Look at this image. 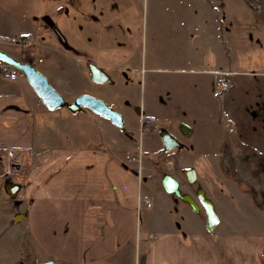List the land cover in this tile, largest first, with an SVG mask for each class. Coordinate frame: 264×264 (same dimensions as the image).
I'll return each instance as SVG.
<instances>
[{"label": "crops", "instance_id": "0c3cea01", "mask_svg": "<svg viewBox=\"0 0 264 264\" xmlns=\"http://www.w3.org/2000/svg\"><path fill=\"white\" fill-rule=\"evenodd\" d=\"M171 2L154 3L151 8L153 21L156 9L162 11V18H156V22L164 26L159 28L152 24L150 50L148 52L145 46V64L139 69L143 92L150 96L148 105L161 108L166 118L170 116L172 103L164 97L162 102L156 101L154 92L165 86L162 73L176 71L181 75H175L173 84L190 87L191 118H177V128L183 136L194 133L195 128L191 125L199 113L207 120L214 121L217 113L225 118L227 132L221 130L222 135L219 139L217 135L215 144L198 154L204 155L209 149L220 152L228 138L232 147L263 158L264 66H260L264 63V10L257 19L250 16L246 2ZM247 13L251 18L246 17ZM44 26L48 25L45 23ZM48 29L52 30L49 26ZM21 34L27 33L17 35ZM32 39V46L23 47V55H10L31 63L40 50L36 39ZM55 44L50 41L47 46L58 49ZM124 57L128 58V55ZM1 65L2 62L0 69ZM3 72V76L0 75V177L16 175L14 180L5 178L20 184L16 196L19 203L14 204L27 200L26 208L11 212L13 217L17 212L24 213L19 221L26 220L24 236L31 234L25 246L29 254L27 264L45 260L54 264H264L263 219L253 232L228 230L226 226L208 232L203 218L195 228H190L183 221L176 224L170 213L161 211L149 219L151 222L141 223V211L146 205L140 197L143 188L137 167L128 170L108 157L104 140L90 127L85 133L87 142L80 145L75 142L74 148L44 147L39 141L42 137L37 138V121L46 120L44 110L47 107L26 79L21 78V73L11 79L6 71ZM220 72H227L226 76ZM86 74L89 76L88 69ZM220 77H225L229 86L218 110L211 97L208 99V94L201 101L197 91L204 85L217 95ZM156 84L159 86L154 87ZM149 85L156 89L151 90ZM60 90L68 97L74 96L68 87H60ZM183 106L181 103L178 108L182 110ZM138 109L139 114H144L142 107ZM82 111L85 121L99 124V129L101 125L109 127L103 120L106 118L100 116L103 119L97 120L95 116L99 115L87 108ZM71 114L78 116L77 112ZM150 116L156 117L155 113ZM61 128L64 132L71 131L64 138L73 139V129ZM91 134H95L97 142H91ZM55 136L51 135L50 139L54 140ZM14 164L19 167L14 168ZM189 166L195 169L197 178L193 162L183 168ZM146 169L156 179L155 171L159 168ZM159 182L157 192L164 197L163 194L168 192L161 180ZM173 195L164 204L170 209L177 204V197ZM251 203L255 204L256 211H264V194L256 191ZM152 206L151 202L146 207ZM153 221L157 222L155 226L151 225ZM8 230H0L2 240L11 236L12 230ZM3 251L0 264H10L8 259L13 254H9L7 246Z\"/></svg>", "mask_w": 264, "mask_h": 264}, {"label": "rangeland", "instance_id": "374dc122", "mask_svg": "<svg viewBox=\"0 0 264 264\" xmlns=\"http://www.w3.org/2000/svg\"><path fill=\"white\" fill-rule=\"evenodd\" d=\"M169 1L178 0H0V49L20 57L25 48L10 42V38L17 37L20 33L30 34L40 47L35 57L31 59V64L45 75L51 86L65 100L71 101L80 94H89L104 100L121 115L123 130L111 124L109 120L95 116L97 120L106 121L109 126L104 128L100 124L99 129V124L85 121L82 110L77 112L78 116L75 117L66 107L54 110L44 108L47 117L44 121H37V138L42 137L39 141L46 148L62 146L74 148L75 142L79 145L87 142L85 133L88 127L97 131L104 140L108 157L128 170L132 169V166L137 167L140 185L143 188L140 197L142 200L147 197L153 203L151 208L143 205L141 223L149 221L153 215L157 216L158 211L170 213L176 224H181L183 221L190 228H195L199 221L202 222L204 208L201 204L199 212L194 211L188 203L178 197L177 204L171 209L164 205L172 194L165 193L163 197L157 192V187L162 173L169 172L178 179L182 191L194 195V189L198 185L203 187L206 196L213 201L219 216L215 229L221 230L226 226L225 229L228 230L253 232L258 222L264 220V211H256V202L251 203L256 191L264 194V157H254L241 148L232 147L231 143H228V138L224 140L225 145L220 152L209 149L203 153L204 155H199L200 151L203 152V149L215 144L217 135L218 139L222 135L221 130L227 132L225 118H221L217 113L214 121L207 120L204 114L196 112L199 114L194 115L196 121L191 125L195 128L194 133L188 137L183 136L178 131L177 118L180 116L191 118L189 114L191 100L188 95L190 87L173 84L175 75H181L176 71L162 73L161 77L165 76L163 77L165 86L160 91L154 92L156 101L162 102L164 97L166 101L172 103V109L168 112L169 117L164 116L161 108L149 106L150 96L147 92H143L139 69L141 64H145L143 61L145 46L149 52L152 24L159 28L164 26L156 22V18L159 20L163 16L160 9H156V18L153 21L152 4L161 5ZM223 1L234 4L247 3V0ZM45 14L53 19L68 44L79 50L78 53L62 48L53 30L44 26ZM250 16L247 13L246 17L251 18ZM254 38L258 39V37ZM50 41L56 43L58 49L48 47ZM124 55H128V58ZM87 59L103 68L110 75L112 82H93L86 74ZM146 65L148 67L149 64ZM263 66L264 63L260 67ZM3 73L0 69L1 76ZM21 78H24L23 75ZM64 86L72 89L74 96L64 95L60 90V87ZM158 86L156 84L154 87ZM154 87L149 85L151 90L156 89ZM217 87L218 94L213 95V89L207 90L203 85V88L197 91V96L204 101L208 94V99L211 97L219 110L227 89H222L220 83ZM181 103L184 104L182 110L178 108ZM141 107L145 116L154 113L156 115L157 122L154 123L152 131L139 130L137 109ZM60 113L62 116H59ZM63 126L73 129V139L64 138V135L70 134L71 131L64 132L61 128ZM161 127L168 128L184 144V147L170 151L175 157L170 152L160 153L162 142L158 130ZM44 134L46 136L43 137ZM53 134H56L54 140L50 139ZM91 135V142H97L94 140L95 134ZM67 142L70 143L67 145ZM191 162L196 168L197 178L188 183L182 168ZM151 167L159 168L155 171L156 179L151 171L146 169ZM6 177L16 179V175H5ZM5 178L0 177V230L11 229L12 232L11 236L3 240L2 234L0 235V254H5L3 250L7 246L10 250L9 254H13L8 259L10 264H27L29 254L25 246L31 234L27 233L24 236L26 220L13 223L11 213L16 208L20 210L26 208L27 200L15 205L4 190ZM156 223L153 221L151 225L155 226ZM3 226L6 228H1ZM2 245L6 246L2 247Z\"/></svg>", "mask_w": 264, "mask_h": 264}, {"label": "water", "instance_id": "95a60500", "mask_svg": "<svg viewBox=\"0 0 264 264\" xmlns=\"http://www.w3.org/2000/svg\"><path fill=\"white\" fill-rule=\"evenodd\" d=\"M43 20L56 34L61 45L65 49L71 50L72 46L68 44L65 36L57 27L53 19L49 15H45L43 16ZM0 60L2 62L15 66L20 70L21 74L29 83L33 91L48 109L54 110L57 108L66 107L70 112L75 113L87 108L93 113L108 119L119 129H124L123 119L121 115L111 106H109L104 100L89 94H80L74 97L72 101H67L53 86H51L45 75H43L39 70H37L30 62H23L11 56L9 53L2 49H0ZM86 66L88 69L89 78L93 82H112L110 75L93 61L87 59ZM137 113L139 114V109H137ZM158 133L162 142V148L160 153L169 152L174 148L183 147V143L179 141V139L167 129L160 128L158 130ZM13 167L18 168L19 165L14 164ZM182 172L188 183L195 181L196 173L193 167H185L183 168ZM161 184L166 192L174 194L182 201L188 203L194 211L199 212L201 204L205 211V229L208 232H213L215 226L219 222V216L215 211L213 201L206 196L203 187L198 185L196 187L194 195L189 192L182 191L180 189L178 179L169 172L162 173ZM3 187L7 195L14 201V203H19V200L16 198V196L20 189V184L15 183L10 179H5ZM23 216L24 213H15L13 217V222L19 221ZM39 264L54 263L50 260H45L41 261Z\"/></svg>", "mask_w": 264, "mask_h": 264}, {"label": "built area", "instance_id": "2783aa9c", "mask_svg": "<svg viewBox=\"0 0 264 264\" xmlns=\"http://www.w3.org/2000/svg\"><path fill=\"white\" fill-rule=\"evenodd\" d=\"M247 7L250 14L254 18H260L263 14L264 10V0H247ZM10 42L22 46V47H29L33 44V39L31 36H17L10 38ZM1 69L7 72V75L11 79H15L19 76L20 71L17 67L11 66L9 64L3 63L1 65ZM227 72H220L219 74H224L226 76ZM219 81L222 84V88L226 89L229 86V81L225 77H220ZM156 122V117L154 116H145L144 114H140L139 116V130L140 132L150 131L153 127L154 123ZM127 157H129L127 155ZM140 169V167H139ZM145 205L149 207L151 202L148 199L143 200Z\"/></svg>", "mask_w": 264, "mask_h": 264}, {"label": "flooded vegetation", "instance_id": "af4514ba", "mask_svg": "<svg viewBox=\"0 0 264 264\" xmlns=\"http://www.w3.org/2000/svg\"><path fill=\"white\" fill-rule=\"evenodd\" d=\"M29 47H30V46H29ZM71 50H73L74 52L78 53V51H77L75 48H73V47H72ZM179 141H180V140H179ZM186 181H187V180H186ZM195 190H196V189H194V194H195ZM204 219H205V211H204L203 221H204Z\"/></svg>", "mask_w": 264, "mask_h": 264}]
</instances>
